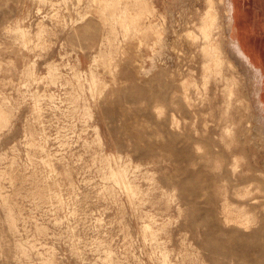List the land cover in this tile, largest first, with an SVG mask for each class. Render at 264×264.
<instances>
[{
  "label": "rangeland",
  "instance_id": "obj_1",
  "mask_svg": "<svg viewBox=\"0 0 264 264\" xmlns=\"http://www.w3.org/2000/svg\"><path fill=\"white\" fill-rule=\"evenodd\" d=\"M0 264H264V0H0Z\"/></svg>",
  "mask_w": 264,
  "mask_h": 264
},
{
  "label": "bare ground",
  "instance_id": "obj_2",
  "mask_svg": "<svg viewBox=\"0 0 264 264\" xmlns=\"http://www.w3.org/2000/svg\"><path fill=\"white\" fill-rule=\"evenodd\" d=\"M237 52H240L239 48H236ZM243 56V55H242ZM244 57V56H243ZM245 58V57H244ZM123 169V168H122Z\"/></svg>",
  "mask_w": 264,
  "mask_h": 264
}]
</instances>
